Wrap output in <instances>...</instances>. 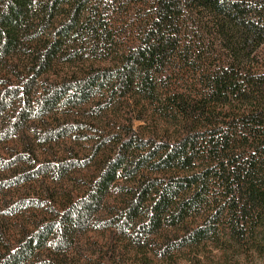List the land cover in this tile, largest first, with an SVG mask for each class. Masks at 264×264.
I'll return each instance as SVG.
<instances>
[{
  "label": "trees",
  "instance_id": "obj_1",
  "mask_svg": "<svg viewBox=\"0 0 264 264\" xmlns=\"http://www.w3.org/2000/svg\"><path fill=\"white\" fill-rule=\"evenodd\" d=\"M0 264H264V0H0Z\"/></svg>",
  "mask_w": 264,
  "mask_h": 264
},
{
  "label": "rangeland",
  "instance_id": "obj_2",
  "mask_svg": "<svg viewBox=\"0 0 264 264\" xmlns=\"http://www.w3.org/2000/svg\"><path fill=\"white\" fill-rule=\"evenodd\" d=\"M138 123L137 122H134V126H136ZM215 252V251H214Z\"/></svg>",
  "mask_w": 264,
  "mask_h": 264
}]
</instances>
